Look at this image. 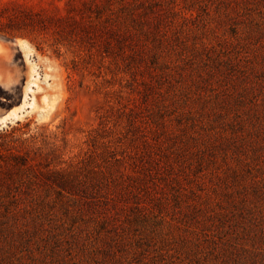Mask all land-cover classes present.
I'll use <instances>...</instances> for the list:
<instances>
[{
	"label": "rangeland",
	"instance_id": "1",
	"mask_svg": "<svg viewBox=\"0 0 264 264\" xmlns=\"http://www.w3.org/2000/svg\"><path fill=\"white\" fill-rule=\"evenodd\" d=\"M0 36V130L88 185L0 212V264H264V0H0Z\"/></svg>",
	"mask_w": 264,
	"mask_h": 264
},
{
	"label": "trees",
	"instance_id": "2",
	"mask_svg": "<svg viewBox=\"0 0 264 264\" xmlns=\"http://www.w3.org/2000/svg\"><path fill=\"white\" fill-rule=\"evenodd\" d=\"M6 92L0 88V107L9 109L14 102ZM31 124V119L19 120L0 130V212L6 216L18 209L22 194L43 202L88 189L75 168L80 161L75 156L65 158L57 134L32 131Z\"/></svg>",
	"mask_w": 264,
	"mask_h": 264
},
{
	"label": "bare ground",
	"instance_id": "3",
	"mask_svg": "<svg viewBox=\"0 0 264 264\" xmlns=\"http://www.w3.org/2000/svg\"><path fill=\"white\" fill-rule=\"evenodd\" d=\"M12 48L11 44L4 39L0 38V84L4 86H8L14 79V75L10 73V70L8 68V62L12 58ZM30 86H27V89H29ZM24 103L21 105L23 106ZM19 107V106H18ZM18 107H13L11 111L2 119H0V127L5 125V123L8 119V117H13V115L16 114V109Z\"/></svg>",
	"mask_w": 264,
	"mask_h": 264
},
{
	"label": "water",
	"instance_id": "4",
	"mask_svg": "<svg viewBox=\"0 0 264 264\" xmlns=\"http://www.w3.org/2000/svg\"><path fill=\"white\" fill-rule=\"evenodd\" d=\"M0 38H2L1 36H0ZM10 42H12L13 43V41H10ZM2 84H0V86H1ZM4 86V85H3ZM23 88H25V91L23 92V94H25L26 93V88H27V85L25 86V83H23ZM28 95V94H27ZM24 102V97H22V99H21V103L19 104V105H21L22 103ZM18 105V106H19ZM13 107H11V108H9V109H6L3 113H1L0 112V119H2L3 117H5L10 111H11V109H12ZM10 119V118H9ZM8 121V120H7Z\"/></svg>",
	"mask_w": 264,
	"mask_h": 264
}]
</instances>
